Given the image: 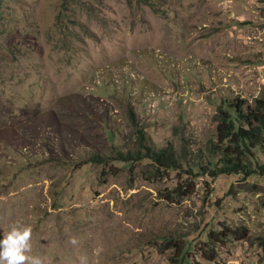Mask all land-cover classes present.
<instances>
[{"label": "rangeland", "instance_id": "1", "mask_svg": "<svg viewBox=\"0 0 264 264\" xmlns=\"http://www.w3.org/2000/svg\"><path fill=\"white\" fill-rule=\"evenodd\" d=\"M258 99L264 0H4L0 238L30 226L42 264H177L175 243L191 262L264 264V153L213 178L209 150L221 110ZM140 132L181 169L117 160ZM190 168L195 193L164 199ZM224 227L250 240L203 261Z\"/></svg>", "mask_w": 264, "mask_h": 264}, {"label": "trees", "instance_id": "2", "mask_svg": "<svg viewBox=\"0 0 264 264\" xmlns=\"http://www.w3.org/2000/svg\"><path fill=\"white\" fill-rule=\"evenodd\" d=\"M3 1L0 0V12ZM218 118L217 141L209 147L212 156L210 164L214 163L215 158L219 156V163L223 166L218 172H213L212 177L231 173L254 174L251 159L256 156L258 151L264 153V100L258 99L254 106H246V108L243 101H233L221 110ZM138 135L136 150L120 153L117 160L125 162L148 161L155 169V176L181 169V159L172 145L158 149L148 143L144 133L140 132ZM91 161L102 163V157L93 156ZM217 163L215 164L217 165ZM193 171V168L186 170L185 178L182 177L177 186L162 194V197L167 201L174 202L195 193L196 183ZM231 237H236L238 241L250 240L246 227L236 230L224 227L220 231L211 232L208 235V241L204 242L203 247L199 250L201 259L208 263L214 262L217 257V245ZM259 242L264 252V238H259ZM173 248L177 251L174 259L177 264H202L201 262H191L189 259L185 260L187 257L184 246L178 248L175 243Z\"/></svg>", "mask_w": 264, "mask_h": 264}, {"label": "clouds", "instance_id": "3", "mask_svg": "<svg viewBox=\"0 0 264 264\" xmlns=\"http://www.w3.org/2000/svg\"><path fill=\"white\" fill-rule=\"evenodd\" d=\"M32 228L13 224L0 238V264H42L38 257L30 256Z\"/></svg>", "mask_w": 264, "mask_h": 264}]
</instances>
